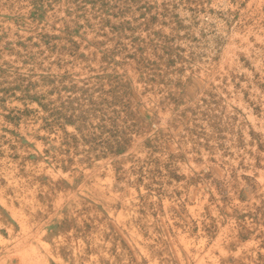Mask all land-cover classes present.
<instances>
[{
  "label": "rangeland",
  "instance_id": "rangeland-1",
  "mask_svg": "<svg viewBox=\"0 0 264 264\" xmlns=\"http://www.w3.org/2000/svg\"><path fill=\"white\" fill-rule=\"evenodd\" d=\"M0 264H264V0H0Z\"/></svg>",
  "mask_w": 264,
  "mask_h": 264
}]
</instances>
